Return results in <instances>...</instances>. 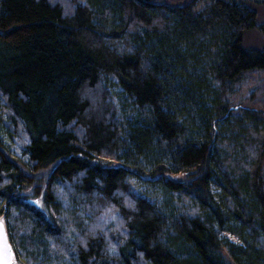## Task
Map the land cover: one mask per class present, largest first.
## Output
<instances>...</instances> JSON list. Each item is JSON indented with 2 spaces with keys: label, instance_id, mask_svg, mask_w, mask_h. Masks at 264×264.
<instances>
[{
  "label": "trees",
  "instance_id": "1",
  "mask_svg": "<svg viewBox=\"0 0 264 264\" xmlns=\"http://www.w3.org/2000/svg\"><path fill=\"white\" fill-rule=\"evenodd\" d=\"M252 6L0 0V218L20 264H264Z\"/></svg>",
  "mask_w": 264,
  "mask_h": 264
},
{
  "label": "rangeland",
  "instance_id": "2",
  "mask_svg": "<svg viewBox=\"0 0 264 264\" xmlns=\"http://www.w3.org/2000/svg\"><path fill=\"white\" fill-rule=\"evenodd\" d=\"M165 1H172V0H165ZM208 2L209 0H205ZM258 11V23L259 25H264V6H252ZM246 45L248 47H258V48H264V32L261 31V29L253 30L252 32L247 33L245 36ZM116 165H121L117 164ZM22 194L25 196V198L28 199V201L37 207L44 209L41 201L39 199L34 198L33 195V187H26L22 190ZM13 264H20L18 260L15 261Z\"/></svg>",
  "mask_w": 264,
  "mask_h": 264
},
{
  "label": "water",
  "instance_id": "3",
  "mask_svg": "<svg viewBox=\"0 0 264 264\" xmlns=\"http://www.w3.org/2000/svg\"><path fill=\"white\" fill-rule=\"evenodd\" d=\"M17 260L10 242L5 219L0 218V264H13Z\"/></svg>",
  "mask_w": 264,
  "mask_h": 264
}]
</instances>
